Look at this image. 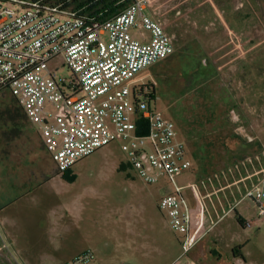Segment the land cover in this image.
Masks as SVG:
<instances>
[{
  "label": "built area",
  "instance_id": "2783aa9c",
  "mask_svg": "<svg viewBox=\"0 0 264 264\" xmlns=\"http://www.w3.org/2000/svg\"><path fill=\"white\" fill-rule=\"evenodd\" d=\"M70 1L0 0V93L9 91L16 98L27 120L39 130L59 173L121 142L129 165L146 185L165 182L169 188L159 209L180 236L181 257L186 256L206 235L193 234L192 209L184 193L197 185L182 186L178 181L192 162L175 123L148 101L154 99L153 87L143 81L131 86L139 72L174 53L175 38L166 32L159 15L145 13L151 0H119L116 6H125L104 19L107 10L90 15L85 13L88 5L66 7ZM132 29L139 35H132ZM59 66L67 67L72 78L59 77ZM253 159L218 171L201 184L205 187L237 175L250 165L255 170L234 184L243 183L245 191L238 203L250 199L260 220L264 218V151ZM244 224L250 227L252 222ZM94 261V251L86 250L65 264Z\"/></svg>",
  "mask_w": 264,
  "mask_h": 264
},
{
  "label": "rangeland",
  "instance_id": "374dc122",
  "mask_svg": "<svg viewBox=\"0 0 264 264\" xmlns=\"http://www.w3.org/2000/svg\"><path fill=\"white\" fill-rule=\"evenodd\" d=\"M248 2H244V6H238L240 10H236L237 5L233 0H151L145 11L151 17L155 14L159 15L160 19L167 23L166 32L176 38L175 52L167 59L156 62L139 72L132 79L131 86L140 85L142 81L153 84L156 90L155 97L148 98V101L153 109L176 125L178 139L184 142L187 150L186 157L192 162L190 171L180 175L178 181L182 186L191 183L197 185L196 188L190 187L184 190L195 215L199 213L200 207L204 206L201 197L218 190L220 186L230 185L228 191L231 195L229 196V192L226 194L229 205L238 203L245 191L243 183L242 186H240L241 183L232 185L238 180L236 174L214 182L217 185H213V188L202 189L201 181L207 180L208 176L201 177L196 173L198 165L195 155L191 153L193 146L187 142L186 129L191 126L199 129L203 123L199 115L205 113V107L216 104L218 108L214 111L215 114L212 112V115H216V118L220 120L216 123L227 122L231 131L237 128V135L221 133L207 137L215 147L209 162L216 167L210 171L209 175L233 168L236 164H241L248 159L254 161L253 158L261 157L264 151V0L262 5L257 6H249ZM242 10L256 19V23L245 27L244 31L249 27L259 31L255 49L258 54H254L253 59L258 66V77L253 76L252 81L249 73L246 74L247 70H244L242 78L238 79L235 85L229 80L224 81L222 86L216 87L189 85V82L207 81L204 71L208 74L213 73L209 71L206 63L208 56L198 44V41H201L199 37L207 31L219 29L223 16ZM139 32V30H131L134 36H138ZM56 64L58 61L51 63V68L55 69ZM57 75L65 79L72 78V73L65 66L57 68ZM211 77H215V73ZM254 81L257 84L253 90L260 93L257 96L248 93L250 83ZM210 88L216 89L218 94H210ZM224 89L232 95L231 103L224 100L226 98ZM13 97L9 91L0 93V147L8 141L25 140L22 132L17 133L18 129L33 128L37 131L32 124L24 125V123L23 128L16 126L21 118L10 116L18 111L12 103ZM205 130L209 131L210 126ZM198 133L197 135L194 133V139L197 141L204 139L200 131ZM247 142L250 143L247 144ZM263 162L261 160L262 164ZM253 165L256 166V163L253 162ZM249 167L251 166L246 164V169ZM61 176L63 184L60 190L69 200H76L74 206L79 213H82V217L98 215L97 221H89V228L95 231L92 233L93 236H103L115 228L120 237H125L124 231L136 224H140V229L149 234L153 224L161 231L162 237L179 241V235L167 226L165 216L159 209L160 199L169 188L165 182L160 184L163 188L160 185H145L138 173L129 165V157L124 152L121 142L97 150L79 161L70 170L61 173ZM245 184L248 185V182L246 181ZM217 195L219 196L220 193ZM204 201L207 206L211 205L209 198H205ZM212 201L216 205L217 200L213 198ZM235 208L232 215L226 218L216 230L211 231L205 239L220 241L219 249L225 256L223 264H235L231 248H237L238 244L243 250L247 264H264V218L257 219V209L250 199L242 200ZM112 213L115 219L110 216ZM107 215L110 217L107 218ZM237 215H242L244 222L251 221L252 225L243 227ZM87 222L88 220L84 219L83 224ZM97 246L100 248L102 244ZM111 249L115 250L114 245ZM41 254L39 252L37 258ZM35 255H24L18 247L11 245V241L0 240V264H39V261L32 260ZM112 256L117 259V256H121V252L114 251ZM116 262L112 260L113 264ZM112 263L110 261L98 264Z\"/></svg>",
  "mask_w": 264,
  "mask_h": 264
},
{
  "label": "crops",
  "instance_id": "0c3cea01",
  "mask_svg": "<svg viewBox=\"0 0 264 264\" xmlns=\"http://www.w3.org/2000/svg\"><path fill=\"white\" fill-rule=\"evenodd\" d=\"M233 1L237 5L236 10H240L238 6H244V2L249 0ZM251 2H248L249 6L263 4V0H251ZM244 12L242 10L223 16L219 29L207 31L199 37L201 41H198V44L208 56L206 63L209 71L213 73L208 74L204 71L207 81L189 82V85L216 87L222 86L226 80L235 85L237 80L242 78L244 70H247L246 74L249 73L252 81L253 76L258 77V66L253 59L254 54H258L255 49L259 31L252 27L244 31L245 27L256 23L254 17ZM175 40L176 38L174 42ZM214 73L215 77H211ZM213 80L215 81L212 82ZM255 84H257L255 81L250 83L248 93L257 96L260 93L253 90ZM224 91L226 93L224 100L231 103L232 95L226 89ZM210 94H218V92L216 89H211ZM204 109L205 113L199 117H210L211 111H208L206 107ZM23 124L32 123L23 116L16 126L23 128ZM35 129L37 131L33 128H26L27 131L18 129L17 133L22 132L25 140L8 141L0 147V240L2 242L11 241V245L18 247L24 255L36 254L32 260L39 261V264H65L86 250H92L95 253V261L92 264L110 261L112 263V260L117 261L115 264H223L225 256L219 249L220 241L205 239V237L211 231L216 230L236 210L234 207L237 203L229 205L226 199L230 185L220 186L218 190L202 196L204 206L200 207L197 215L192 211L193 234L206 235L186 256L181 257L180 239L177 242L162 237L161 231L153 224L149 234L140 229V224H136L132 228L128 225L129 228L124 231L125 237H120L115 228L103 236H93L92 233L95 231L89 228V221H97L98 215L91 214L88 218L82 217V213H79L74 206L76 200H69L60 190L63 177L46 149L36 126ZM221 133L237 135V128L231 131L228 127L222 131L215 127L214 130H205L203 136L208 137ZM260 166L256 164L257 169ZM254 170L253 167H249L236 176L239 180ZM243 174H245L244 177ZM212 175H208V178ZM234 183L232 185H235ZM213 185L217 184L208 183L202 189L213 188ZM157 190L161 189L157 188ZM167 191L169 190H165L164 194ZM218 193H220L219 196ZM204 198L211 200L210 206L206 205ZM213 198L217 200L216 205L212 201ZM110 216L115 219L113 213ZM110 216L107 215V218ZM237 217L245 227L242 215H237ZM83 218L88 220L85 225ZM165 220L170 228L166 216ZM217 221H219L218 224L213 226V223ZM99 244H102L103 248L101 246L99 248L97 246ZM113 245L114 251L121 252V256H117L119 260L112 256L114 251L111 247ZM236 247H230L235 264H247L240 244ZM39 252L42 254L37 258Z\"/></svg>",
  "mask_w": 264,
  "mask_h": 264
},
{
  "label": "trees",
  "instance_id": "16d2710c",
  "mask_svg": "<svg viewBox=\"0 0 264 264\" xmlns=\"http://www.w3.org/2000/svg\"><path fill=\"white\" fill-rule=\"evenodd\" d=\"M55 3H59V2H65L66 0H54ZM119 0H99V1H95V0H71L70 2H67L65 4L66 7L68 8H79V7H83V6H87V8L85 9V13L90 14V15H97L100 12H104L105 10H107V13H105V16L102 17V19H104L105 17H108L109 15L116 13L117 10L119 8H123L125 6V4H121L119 6H116V3ZM151 87H153V94L155 97V87L153 84H150ZM14 100L12 101L14 107L17 108L18 111L14 112V113H9L11 114L10 116L12 118H22L23 116H25V113L23 112V109L21 108V106L19 105L18 101L16 100L15 97H13ZM17 105V106H16ZM208 109V111H211V115L210 118L209 117H199L202 118L201 120H203L202 125L199 126V129L194 128H188L187 130V142L190 144H192L193 146V150L191 151V153H193V155H195V160L196 163L198 165V169L196 171L197 175L201 176V177H206L210 174V171L215 169V165L210 163L209 160L211 157H213L212 151L215 147H213V143H210L207 139V137H203L204 139H199L198 141L194 139V133L197 135L199 134L198 132L200 131V134L203 135L204 129L207 128L208 126H210V130H214L215 127H218L219 129H221L222 131H224L226 128L229 127L227 122H223V124H217L216 122H220L219 119L216 118V115H212V112L214 113V111H216V109L218 108L216 106V104L210 105L208 107H206ZM215 114V113H214ZM26 117V116H25ZM205 122H209L208 124H204ZM194 131V133L192 134V132ZM146 131L140 132L139 134H145ZM234 135V134H232ZM250 142H247V144H249ZM188 150L190 151L189 147ZM124 166V165H123ZM192 172L194 171V166L193 169L191 170Z\"/></svg>",
  "mask_w": 264,
  "mask_h": 264
},
{
  "label": "flooded vegetation",
  "instance_id": "af4514ba",
  "mask_svg": "<svg viewBox=\"0 0 264 264\" xmlns=\"http://www.w3.org/2000/svg\"><path fill=\"white\" fill-rule=\"evenodd\" d=\"M165 23V22H164ZM168 25H167V23H165V28L167 27Z\"/></svg>",
  "mask_w": 264,
  "mask_h": 264
}]
</instances>
